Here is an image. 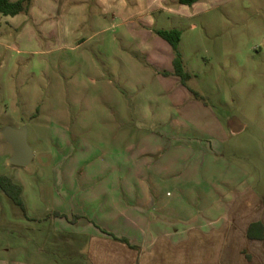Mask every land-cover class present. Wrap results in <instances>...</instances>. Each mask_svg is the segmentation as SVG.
<instances>
[{
  "label": "rangeland",
  "instance_id": "374dc122",
  "mask_svg": "<svg viewBox=\"0 0 264 264\" xmlns=\"http://www.w3.org/2000/svg\"><path fill=\"white\" fill-rule=\"evenodd\" d=\"M123 1L112 20L96 15L93 0H33L26 12L0 15V174L22 184L28 204L52 171L126 168L129 142L169 132L163 125L171 119L178 136L208 146L214 160L200 175L190 178L184 166L176 177L190 192L185 217L202 216L206 179L225 200L247 187L264 196V0L164 3L172 14L153 11L150 26L145 18L125 21L132 2ZM173 26L186 85L174 74V55L151 60L166 43L157 28ZM6 128L26 129L27 167L9 164ZM191 163L198 173L200 158ZM104 177L103 185L119 179Z\"/></svg>",
  "mask_w": 264,
  "mask_h": 264
},
{
  "label": "crops",
  "instance_id": "0c3cea01",
  "mask_svg": "<svg viewBox=\"0 0 264 264\" xmlns=\"http://www.w3.org/2000/svg\"><path fill=\"white\" fill-rule=\"evenodd\" d=\"M93 1L96 15L111 20L124 11L123 0ZM127 1L132 8L127 9L125 21L145 18L148 26L153 24V11L172 14V7L164 3L185 6L177 0H154L152 6L146 0ZM112 2L118 4L114 14L108 8ZM166 43H162L161 54L151 57L153 63L172 60ZM175 124L170 119L163 125L169 132L129 142L124 169L52 171L53 178L46 179L39 190L40 198L28 204L23 201L25 213L13 209L0 194V264H264L263 195L247 187L225 200L208 189L206 179L203 186L209 192L200 200L205 202L202 216L185 217L189 214L182 199L189 201L190 192L176 177L184 166L190 178L200 175L209 170L203 168L206 161L213 165L214 160L208 146L178 136ZM198 158L197 173L191 161ZM109 172L119 179L103 185ZM12 181L21 187L24 200L22 184ZM233 181L244 183L239 177ZM187 185L193 189L188 179ZM33 193L37 197V190ZM252 223L262 225V239L247 237ZM101 230L126 239L134 249Z\"/></svg>",
  "mask_w": 264,
  "mask_h": 264
},
{
  "label": "trees",
  "instance_id": "16d2710c",
  "mask_svg": "<svg viewBox=\"0 0 264 264\" xmlns=\"http://www.w3.org/2000/svg\"><path fill=\"white\" fill-rule=\"evenodd\" d=\"M33 0H0V15L4 17H14L21 12H26L30 7ZM200 0H177L178 4L185 6H192L193 4L199 2ZM156 35L160 37L162 40L167 42L173 51L174 58L172 60L174 74L181 78V82L183 85H186V80L189 78L188 75L184 72L183 64L181 60L180 53L178 51V44L180 42L181 33L178 30H157ZM191 93L193 97H197L198 93L193 91ZM22 189L19 185L14 183L10 177L4 174H0V194L6 196L9 201L16 207H18L23 213L25 212V207L23 203V199L21 196ZM264 206V200H263ZM58 215V214H54ZM76 218V217H75ZM101 233L109 236L114 241H119L126 244L129 248L134 247L130 245V243L124 238H117L114 235L107 233L104 230H101ZM247 237L252 238L255 237L257 239H262L263 237V227L260 223H252L249 225L247 229Z\"/></svg>",
  "mask_w": 264,
  "mask_h": 264
},
{
  "label": "water",
  "instance_id": "95a60500",
  "mask_svg": "<svg viewBox=\"0 0 264 264\" xmlns=\"http://www.w3.org/2000/svg\"><path fill=\"white\" fill-rule=\"evenodd\" d=\"M1 133L12 149L9 164L14 167H27L33 158V153L27 144L26 129L6 128Z\"/></svg>",
  "mask_w": 264,
  "mask_h": 264
}]
</instances>
